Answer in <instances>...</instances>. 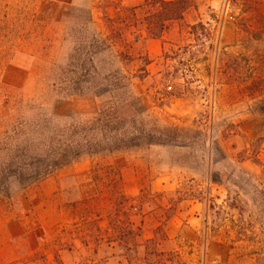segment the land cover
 I'll use <instances>...</instances> for the list:
<instances>
[{"label":"rangeland","instance_id":"1","mask_svg":"<svg viewBox=\"0 0 264 264\" xmlns=\"http://www.w3.org/2000/svg\"><path fill=\"white\" fill-rule=\"evenodd\" d=\"M147 3L0 0V163L91 137L122 102L118 135L136 138L34 183L21 149L0 264H264V0H197L161 39ZM112 27L122 58L98 41Z\"/></svg>","mask_w":264,"mask_h":264},{"label":"trees","instance_id":"2","mask_svg":"<svg viewBox=\"0 0 264 264\" xmlns=\"http://www.w3.org/2000/svg\"><path fill=\"white\" fill-rule=\"evenodd\" d=\"M196 1L197 0H146L149 7L147 14L143 18V30L146 36L152 39H161L171 25L184 21L186 13L192 7L195 9L197 8ZM246 10H248V8ZM134 11L135 10H131L132 17L130 18L135 20L136 16ZM118 18L119 16L115 19ZM108 21L115 23L114 19L111 18H108ZM131 22L129 20L128 25H126L127 29L135 26L134 22ZM186 27L189 29H204V25L201 22L192 26L186 25ZM246 27H248L246 31L248 38L249 36L253 37V31H249V25ZM124 30L126 29L121 27H112L103 39L102 35H100L98 41L103 47L107 48L108 51L117 50L115 52L122 58L124 57V51H120L116 48L119 46H124L125 48L127 45V47L131 48L126 39V32ZM189 35H191V33H189ZM192 39L193 41H200L196 36L192 37ZM200 44L201 43H198L197 45L200 46ZM146 62L147 63L145 65L149 63L148 61ZM133 76L135 77V75ZM137 78L140 79L141 76H137ZM124 79L128 80L126 76L121 78V80ZM261 81L263 82V80ZM259 83L260 82H255V85H259ZM259 92L262 94L264 93L262 89H260ZM124 106L125 103L122 102L120 105L118 103L112 104V106H109L108 109L102 108L97 111V116L92 122L91 137L86 136V138H73L65 143L57 145V147H49L50 150L41 151H38L37 148L31 147V145L28 147L29 144L20 148L21 144L28 143V141L18 144L16 150H13L11 153L6 155L5 161L0 163V197L5 198L9 196L7 180L10 176H18L21 178V174L26 172V169L18 167L21 149L23 151H27L31 158L40 161V164H38L37 167L30 169L32 170L31 183H34L42 180L55 170L67 165L75 159H78L82 155H110L120 150L129 148L130 144H133V141L136 138H129L125 133H123L121 137L118 135V127L125 123L126 120L124 115L120 113V109ZM135 146H141V144L138 143V145Z\"/></svg>","mask_w":264,"mask_h":264}]
</instances>
